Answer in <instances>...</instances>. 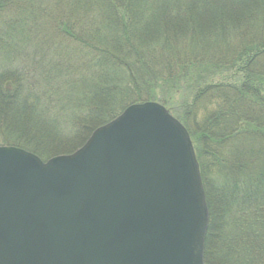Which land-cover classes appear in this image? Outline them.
Instances as JSON below:
<instances>
[{
  "label": "trees",
  "instance_id": "obj_1",
  "mask_svg": "<svg viewBox=\"0 0 264 264\" xmlns=\"http://www.w3.org/2000/svg\"><path fill=\"white\" fill-rule=\"evenodd\" d=\"M64 1L74 12L63 8L52 17L51 7L58 0H0V146L29 150L47 161L76 152L96 128L131 105L156 102L167 109L178 97L182 114L177 112L175 117L192 138L210 212L205 263L212 247L220 242L221 258H233L222 264H264V171L258 167L249 177L254 169L251 163L238 162L243 166L238 165L233 184L223 173L230 164L226 150L234 155L237 148L244 151L248 145L264 143V68L252 66L264 62V3L258 2L256 10L253 0H241L235 4L242 7L217 15L204 11L216 0ZM196 4L203 9L198 22H194ZM72 13L76 15L70 16ZM209 22L211 28L201 30ZM239 27L245 31L252 28L243 40L233 38ZM52 34L74 49L80 67L76 73L90 84L91 99L83 102V110L88 111L70 123L72 134H77L82 122L88 130L72 149L64 147L73 140L70 135H33L26 124L25 133L32 134L29 139L20 134L18 117L12 119L11 128L6 124L13 118V107L23 110L28 105L27 95L39 92L38 98L44 100L56 93L49 90L47 94L29 84L42 73L35 66L34 52L47 54ZM204 36L209 45L202 49L196 38ZM98 39V45L93 44ZM224 41L227 44L222 46ZM60 59L76 62L73 56ZM40 60L38 63L49 69V60ZM217 78L220 81L215 82ZM121 97L125 98L118 104ZM98 110L104 114L98 117ZM193 115L200 122L195 124ZM212 173L225 182L217 187L208 184ZM227 192L230 199H224Z\"/></svg>",
  "mask_w": 264,
  "mask_h": 264
},
{
  "label": "water",
  "instance_id": "obj_2",
  "mask_svg": "<svg viewBox=\"0 0 264 264\" xmlns=\"http://www.w3.org/2000/svg\"><path fill=\"white\" fill-rule=\"evenodd\" d=\"M209 222L190 134L161 104L47 162L0 147V264H205Z\"/></svg>",
  "mask_w": 264,
  "mask_h": 264
},
{
  "label": "rangeland",
  "instance_id": "obj_3",
  "mask_svg": "<svg viewBox=\"0 0 264 264\" xmlns=\"http://www.w3.org/2000/svg\"><path fill=\"white\" fill-rule=\"evenodd\" d=\"M240 1L241 0H216L212 3H210L209 5H207L204 8V11H206L208 13H212V14L222 15L223 12L226 13L227 11H230V9L232 7L233 8L242 7V5H236L235 4V3H238ZM253 1L255 2V3L254 2L253 3L256 6H257L258 2L264 3V0H253ZM208 2H210V0ZM242 4H243V2H242ZM196 5L201 10L197 7L195 8L196 10H193L195 12L194 22H198L201 19L202 10H203L202 7L200 6V4H196ZM68 6H71V4L68 2H65L64 0H60V1L58 0V2L55 5H52V7H51V10H50V13H52L51 16L55 17L57 14H59V12H61V10L63 8H65V9L70 8L71 12H74V8L68 7ZM259 8H260V5L256 7V10H259ZM75 15H76V13H72L70 16L73 17ZM137 18H138V14H137ZM191 18H192V16H191ZM209 18L212 19V16H209ZM206 25L207 26H203L201 28V30H204L208 27L211 28L210 22H209V24H206ZM90 27L93 28L94 24ZM251 29L252 28H249V29H246V31H245V30H241V28L239 27L237 30L238 35L235 34L233 36V38H236V40H243L245 37L244 33L247 31H251ZM237 32L235 31V33H237ZM252 35H254V33ZM194 37H196V36H194ZM197 37H199V36H197ZM247 37H250V36H247ZM48 38L52 41L49 52H47V54L45 53L41 56H39L41 52L37 53V50H35V52H34L35 58H36L35 59V66L37 65L36 66L37 69L42 70L41 71L42 73L36 74V76L34 77L35 82L33 84H31L32 83V80H31V82L29 84L33 87H37V88L41 89L42 91L46 92L47 94H48L49 90H51V92L55 90L56 93H54L53 95H50L49 98L45 97L44 100L38 98L39 92L30 94V96L27 95L28 99L26 100V102H28V105L25 104V106H23V108H22L23 110H18V109L13 107V111L10 114V116L13 118H11V119L9 118V120H7L6 124H8V126L11 128L12 119H14L15 117H18L19 122H20L19 126L21 129L20 134L26 138H29V139L32 137V134L33 135H37V134L38 135L39 134L45 135L46 132L49 134L50 133L56 134L59 132L62 136L70 135L73 140L70 141V143H67L68 145H64V147L66 149H72V148L76 147L77 145H79L83 141V140H81V138H82L81 135L83 134V132L87 133V130H88L87 129L88 127H86L85 123L82 122L81 123L83 125L82 128H78L77 134H72L74 128H72L70 123L73 122L74 120H76V117H78L79 114H84V112L88 111V110H83V108L86 107L83 105V102L91 99V97L89 96L90 92L88 90L90 87V84L83 82L79 76L80 74L76 73L77 71H79L78 68H80L79 63L77 61V55H76V52L74 51V49L71 48L69 46V44L66 42V40L64 38H60L59 36H56L54 34H52L51 37L49 36ZM204 39H205V36H204V38L203 37L202 38H196L197 42L200 43L202 49H205L206 45H209V43L208 44L204 43ZM94 41H93V44L96 43L98 45V43L100 42V39L94 40ZM69 43H71V42H69ZM102 43H103V41H102ZM43 44H44L43 42L40 44L41 48H42ZM104 44H106V43H104ZM224 44H227L226 41H224L222 46H224ZM223 50L224 49H222V51ZM51 53L55 55L54 57L52 56V58H51V56H49ZM46 56L49 57V59L51 58V60H49L48 58H45ZM61 56H63V57L73 56L75 58L76 62L75 63H71L70 61L66 62V60L60 59ZM41 58H44L45 62H47V60H49V63L47 62L49 69H46L45 67H43V64L41 65L40 63H38ZM92 59H93V63H94L96 61L95 57H93ZM1 61H3V60L1 59ZM252 66L254 69L258 70L259 68H264V62L256 61L252 64ZM45 70H47L48 72ZM217 79L218 80H216L215 82L220 81L219 78H217ZM79 84H81V85H79ZM84 94L87 95L85 98H84ZM124 98L125 97H121L118 104H120L124 100ZM38 100H40L41 103H37ZM30 101H33V103H30ZM179 104L180 103H179L178 97H175L172 105H170L167 108V110L172 112L171 114L174 117L177 116V112H180L182 114V110H179ZM103 105H104V103H102V105L101 106L99 105V106L102 107ZM106 108H108V107L106 106ZM103 109H105V108H103ZM14 112H17V113H14ZM107 112H108V110H107ZM95 114H97V116L99 117V116H102V114H104V113H103V111L99 112V110H98V112L96 111ZM95 114H93V115H95ZM194 116L195 115H193V117H192L193 120H196L194 123L196 124V123L200 122V120ZM112 121H110V122H112ZM26 124H28L29 129H30L32 134L31 133H29V134L25 133V131L28 129L27 128L28 126ZM105 125H103V126H105ZM103 126L96 128L92 132V134L97 129H99ZM16 131L20 132L18 130H16ZM30 134H31V136H27ZM92 134H91V136H92ZM55 137L58 138L56 135H55ZM0 139L3 140V137H0ZM59 144H61V143H59ZM233 146H236V145L234 144ZM6 147H9V146H6ZM58 147H61V145H59V146L53 145L52 146V148H58ZM19 149H21V148H19ZM25 151L30 152L29 150H25ZM236 151H237V153H235ZM236 151L234 152L236 155L235 154L231 155V151L229 152V150L225 151L226 152L225 153L226 159L228 160V162L230 160V162H229L230 164L223 170V173H224V176L227 177V180L229 183L233 184L234 179H235V175L238 172V168L243 166V164H239L241 162H243V163H244V161L246 163L249 162L252 165V166L249 165L250 168H254L253 171H251L249 173V177L253 175L254 171L258 167H260L261 170L264 171V143L262 141L259 144L254 143V144H252V146L248 145V147L246 149H244V151H240L238 148L236 149ZM68 152H71V151H68ZM68 152H65L67 154H62L60 156L73 154V153L68 154ZM30 153L34 154L33 152H30ZM50 153H52V152H50ZM57 153L59 154V152H57ZM34 155H36V154H34ZM50 155H55V154H50ZM238 156L239 157L241 156L242 158L239 159ZM44 157H46V156L44 155ZM238 165H239V167H238ZM210 175L211 176H210V178H208V182H207L208 184H211V185L217 187L218 184L221 185L225 182V181L222 182V177L219 174H213L212 173ZM236 178H238V177H236ZM263 190H264V188H263ZM230 194L231 193H229V192L225 193L226 197L224 196V199H230V197H231ZM216 197H219V194H217ZM220 246H221L220 242H217L215 247L214 246L212 247V248H214L213 253H212V255H210V253H209V255H207V262L205 264H220L221 262H223V261L225 262L226 260L229 263L230 261L233 260L232 256L227 257L226 260H223L221 258L224 251H221L222 248H220ZM212 248L209 246L210 252L212 251L211 250Z\"/></svg>",
  "mask_w": 264,
  "mask_h": 264
}]
</instances>
